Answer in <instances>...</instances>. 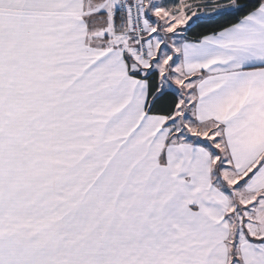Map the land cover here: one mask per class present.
<instances>
[{
    "label": "snow or ice",
    "instance_id": "1",
    "mask_svg": "<svg viewBox=\"0 0 264 264\" xmlns=\"http://www.w3.org/2000/svg\"><path fill=\"white\" fill-rule=\"evenodd\" d=\"M0 264H264V0H0Z\"/></svg>",
    "mask_w": 264,
    "mask_h": 264
}]
</instances>
